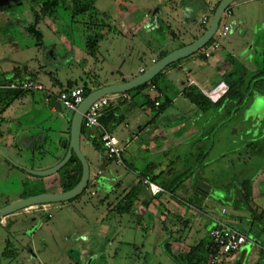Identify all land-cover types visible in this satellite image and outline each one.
I'll use <instances>...</instances> for the list:
<instances>
[{"label":"rangeland","instance_id":"obj_1","mask_svg":"<svg viewBox=\"0 0 264 264\" xmlns=\"http://www.w3.org/2000/svg\"><path fill=\"white\" fill-rule=\"evenodd\" d=\"M188 1L191 0H98L95 3L99 11L98 20L109 24L111 28H93L90 31L85 29L84 24V22H88L87 16L72 17L71 8L63 9L60 7L55 18L42 19L38 25V30L42 33L40 41L25 29L33 22L34 3L31 0H22L21 5H14L12 8L0 12V26L5 24L4 27H6V29L0 28V56L11 53L10 55L16 58L15 61L24 63L29 69L38 70V72L33 69L31 71L36 73L46 90L51 93L57 92L61 85L63 88L68 87V82L72 80H76L79 84L83 79L82 85L87 82L88 86L94 80L109 81L113 76L119 77L120 73H125L130 69L136 71L140 65L146 63L147 68H149L153 65L149 62L153 55L161 58L165 53L163 52L164 49H168L171 43L186 35L182 29V24L191 27L195 25L205 12L210 0H205L207 3H204L203 0H192L194 3L193 19H186L183 12ZM128 2L138 6L144 15H149L150 22L148 25L151 27L156 26L166 16L170 2L172 5L175 3L174 11L176 10L177 14L174 17L176 20L171 26L177 28V38L169 39L168 36H165L166 32L159 30V28L155 29L154 32L149 31L153 34V36L150 35L149 42L144 41L147 36L143 32H148L146 28L142 29L141 34L127 38L121 32L123 30L119 25L121 22L119 14L121 10L126 8ZM239 2L230 5L233 16L223 18V22L232 25L228 35L226 37H216L217 35H215L214 39H217L222 47L220 50L224 49L223 54L229 56L228 60L234 68L229 77L237 83L236 88L244 95V99L242 101L238 97H234L233 101H229L231 102L230 108L216 115L218 125L215 126V129L218 130H216L218 133L211 134L209 140L202 142L205 146L204 151L200 152L196 148V145L201 142L189 144L187 150L183 148V151L185 150L184 156L180 157L170 170L175 195L180 194L182 197L178 198L192 205L193 209L200 210V212L197 211V214L202 223L208 221L210 216L224 219L223 209L230 213L240 209L241 202L237 197L234 196L235 198L226 200L223 195L229 192H234L236 195L239 190V183L242 185L243 181L255 178L264 170V0L237 5ZM156 10H160V13H156ZM238 14L248 18V20H240L242 22H240V27L232 23ZM170 23L172 24V22ZM87 31L93 36L95 34L104 35L100 39L98 51L94 57L95 66L91 69V75L82 72V69L87 65L86 60L83 59L82 63H77L73 53L67 48V44L74 45L87 53ZM48 47L56 48L59 54L57 60L60 63H55L54 60H51L49 64L46 63L44 51ZM156 81L161 87L165 86L162 73ZM8 92H32L36 105L42 107V111L36 119L44 121L43 127L50 129L48 135L50 141L44 147L39 146L37 149L26 150L25 147L20 146L22 144H19L18 149H16L24 154L25 159H29L27 162L30 163V166L39 165L43 161L41 159H44V162L52 160L53 156L62 150L59 145L60 129L62 125L66 126V115L50 112L49 104L45 101L46 91L0 89L1 104L6 102L5 105H7L13 101L5 97L4 94ZM132 95L136 100L141 97L136 93H132ZM63 110L67 114V110L65 108ZM1 115L2 112L0 119L2 118ZM257 120L260 122L255 124L254 121L257 122ZM8 124L6 121L0 123L4 134L9 130V126L13 130L19 128L16 124L14 126ZM115 127H117L116 123L112 122L107 129L112 132V128ZM67 128L63 131L65 138L68 137ZM254 128L262 132L255 139L249 135ZM94 130L96 131L95 128H85L83 136ZM118 131L119 129L116 128V131L112 133ZM251 142L253 144H250ZM83 146L86 145L83 144ZM88 149L90 147L85 150V153L88 152ZM200 153H202L201 156ZM207 154H209V160H215L208 171L210 172L208 174L210 184L208 185L212 186V190L207 197H202L195 195L193 190L200 182L199 172H203L205 168L203 161ZM9 156L21 164L22 159L10 154ZM110 165L111 168L107 169L104 175L112 170L117 171L116 173L125 178L122 189L125 188V185L135 181L133 166H117L113 161ZM60 173L61 171L58 174ZM70 173L68 169L61 175L51 176L52 178L40 177L37 180L28 178L29 182L26 189L28 191L33 190L36 182L42 183V185L49 182L47 185L50 189L62 191L67 174ZM104 175L101 176L102 179L105 178ZM26 176L29 177L27 173L0 157V196L2 192L19 193L22 191ZM94 183L97 184L95 188L88 186L74 201L65 202L62 208L54 207L46 213L39 208H28L26 211L29 214L15 216L9 229H0V264H177L164 252L162 246L158 251L155 247L156 242L165 245L169 241L173 235L171 230L158 236V238L151 236L152 245L145 248L143 252L134 251L132 246L118 242L110 247L109 240L113 238L107 240L105 235L99 234L97 231L100 222L96 220V217L102 215L105 207L99 206V210L95 209L94 204L100 202L103 193L98 187V181H94ZM182 191L188 192V194L192 191L193 195L192 197L187 196V193L184 195ZM1 203L0 197V205ZM59 204L62 203H54L50 206ZM185 205L183 207L188 206ZM255 205L264 208V199L257 200ZM35 210L38 212H30ZM99 212L101 215H98ZM243 214L252 216L250 211H245ZM246 220L242 221L241 226H236V229L248 236L258 233L262 244L260 245L261 248L260 246H253L251 243L246 244V253L242 249L239 250L240 260L241 257L244 258L241 264H255V259L259 257H261V264H264L263 226L259 222L250 225ZM137 234L136 239L146 236V233ZM130 235L133 236L131 233ZM204 237L211 241L209 235Z\"/></svg>","mask_w":264,"mask_h":264},{"label":"crops","instance_id":"obj_2","mask_svg":"<svg viewBox=\"0 0 264 264\" xmlns=\"http://www.w3.org/2000/svg\"><path fill=\"white\" fill-rule=\"evenodd\" d=\"M220 1L221 0H210V3L208 2L206 6L205 12L192 27L181 23L182 29L186 35L183 36L184 38L180 37L178 41L171 43L168 49H164L163 52L165 53L163 56L193 42L201 36L210 24ZM250 1L255 0H242V2L240 1L237 5H245L251 3ZM203 2L207 3L205 0H203ZM19 5L21 4H17V6ZM185 5L183 12L186 19H193L194 16L192 12L194 10V3L191 0ZM168 6H170V8L168 7L166 16L157 23L156 26L151 27L148 25V22H150L148 14L144 15L140 8L133 5L132 2L126 3V8L121 10L119 14L121 20L119 25L123 30L121 31L122 34L129 38L130 36L141 34L143 31L142 29L146 28L148 32L143 33L147 36V40L144 39V41L149 42L150 35L153 36L150 32H154L155 29L159 28V30L161 29V31L166 32L165 36H168L169 39L177 38V28L171 26L175 22L174 20H176V17H174V15L177 14V11H174L175 3L172 5V2H170ZM6 10L7 9L2 12ZM157 12L160 13V10H156V13ZM232 16L233 14L228 18ZM204 17L208 18L206 24L202 22ZM46 18L48 17L43 19ZM240 20H248V18H246L245 15L238 14V16L232 20L233 25L240 27L242 23ZM170 22H172V24ZM4 26L5 24L1 25L0 28L6 29ZM198 26H200L199 29ZM230 27L232 29V25H230ZM26 28L27 27H25V29ZM67 48L73 53L74 60L77 63L80 64L83 59L86 60L87 65L82 69V72L86 75H91V69L95 66V56H90L74 45L67 44ZM221 48L220 46L219 50L213 52L208 58H206L203 51L200 50L199 53L197 52L198 54L195 53L168 66L162 72L164 87H161L156 81V83H154L155 88H152L153 84L149 83L140 90H131L128 93L112 95L113 99L107 109L114 110L115 116H120L121 119L116 123L117 127L112 128V132L116 131V128H118L119 131L117 133H112L108 129L107 130L119 139L120 144L124 148L122 163H117L114 159L107 157L106 150L101 141V132L97 128H95L96 131L94 130L91 133L87 132L85 136L82 135L81 149L89 161L91 170L89 186L95 188L97 184L95 185L93 182L98 181V187L103 193L100 202L94 204L96 210L100 209L99 206L105 207L102 215L99 212L98 215L101 216L96 217V220L100 222L97 231L99 234L105 235L107 240L113 238V241L109 240L110 247L118 242L132 246L134 251L143 252L145 248L152 245L150 241L151 236L158 238V236L171 230L173 235H171L169 241H167L165 245L156 242L155 247H157L156 249L158 251L160 246H162L164 252L167 253L172 260L176 261V259L182 258L183 255L187 254L192 247L201 243L204 244L206 248L210 243V240H206L204 236L209 235V231L214 226L215 220L221 218L210 216L208 218L209 220L205 221L206 223H202V220L199 219L197 214V211L200 212V210L197 208L193 209V207H191L192 205L178 198L182 197L180 194H177V196L175 195L176 192L173 191L170 170H172L171 166H173L180 157L184 156L185 150L183 151V148L186 149L189 144L201 142L196 145V148L200 152L204 151L205 146L202 142L209 140V136L218 131L215 129V126L218 125L216 115L230 108L231 102L229 101L217 104L229 89V74L234 69L230 64V60H228L229 56L224 55V49L220 50ZM10 54L11 53H7V55L2 54V56H0V85H4L12 80H18L19 78L24 79L29 77L41 82L35 73L38 72V70L32 68L35 71L32 72V69H29L28 66L20 61H15L16 58ZM44 54L46 63H51V60H54L55 63L58 62L57 58H59V54L55 47L46 48ZM161 58H157L156 55H153L149 62L154 64L153 60L157 62ZM141 69L146 70L147 63L140 65L136 71L135 69H130L125 73H120L119 77L112 75L113 77L109 81H100V79L91 81L89 88L95 90L106 85L129 81L141 74ZM81 80L79 84L76 80H72L74 82L71 88L83 87L82 84L84 81L83 79ZM62 86L63 85L59 86L57 92L50 93L55 96V94L60 91L70 89V87L63 88ZM46 92L49 91L46 90ZM132 93L141 95V97L136 100ZM200 93L204 94L209 99V102L207 100H200V103H196L191 100L190 96L197 97ZM0 95L2 96L1 93ZM4 95L9 100L12 99L13 101H10L7 105H5L6 102L2 103L4 105L0 103V108H2L0 123L6 121L9 123L8 125L14 126V124H16L19 128L13 130L10 129L9 126V130L4 134L5 132L1 130L0 126V149L5 153L8 151V155L10 154L22 159L21 164L29 166V159H25L24 154L17 150L19 144H22L20 146L25 147L26 150L37 149L39 146L44 147L50 141V137L48 136L50 129L43 127L44 121L36 119L40 115L42 107L36 105V100H34L32 92H8ZM54 96L47 98L46 95L45 101L49 104L48 107L50 112L53 114L61 113V115H66V126L62 125L60 129L61 137L59 138V145L62 150H59L54 156L52 155V160L40 162V164L37 165L38 168H46L57 164L65 156L68 149H63L62 141H69L72 114L70 111H67V114H65L64 110L63 112L56 110L54 105L51 104L52 100L58 101ZM157 102L158 104H156ZM163 104L165 107L161 106ZM61 107L64 108L62 104ZM209 114L210 116H207ZM258 122L260 121H254L255 124ZM66 127H68V137L65 138L63 136V131ZM251 132L252 133L249 135L250 137L253 136L254 139L262 134L260 130L255 128L252 129ZM83 144L86 146H83ZM86 147H90L91 150L88 149V152L85 153ZM199 155L201 156L202 153ZM208 158L209 154L205 156L203 161L205 163L203 172H199L200 182L206 184H210L208 182V174L210 172L208 171L215 162V160H209ZM110 161H113V163L115 162L117 166H133L135 181L125 185V188L123 187L124 189H122L125 178H122L119 173H116L117 171L115 172L112 170L107 175H104L106 174V170L111 168ZM61 173L55 176L61 175ZM103 175L105 177L104 179L101 178ZM51 178L48 179L50 180ZM143 179H149L155 182L163 189V192L156 196L152 195L143 184ZM250 181V202L256 216H247L243 214L245 211L242 209H236L234 213L227 212V210L224 209L226 212L223 214L224 219L221 220H224L229 225L236 228V226H241L244 219H247L246 221L250 225L255 222L261 223L264 229V208L255 205L257 200L264 199V170L255 178L250 179ZM241 186L242 185L239 183V190L236 195L234 192H229L224 194L223 198L228 200L237 197V199L240 200ZM131 189H135V196L133 200L130 201L129 198L125 196ZM50 190L55 192L61 191ZM211 190L212 186H210V191L207 195H200L197 192L196 185L193 192L195 195L207 197L211 193ZM182 192L184 195L187 193V196L190 197L193 195L192 191L189 194L188 192ZM112 196H114V198H112ZM129 201L131 207L127 211L123 208ZM64 203L50 206L47 211L43 212L46 213L54 207L62 208L64 207ZM185 204L188 206L183 207ZM82 209L84 210V208ZM259 216L263 217V221H261ZM136 232L146 233V236L143 238L139 236L140 239H136V235H138ZM130 233L133 234V236L130 235ZM247 237L249 240L246 244L251 243L253 246H260L262 244L259 237L255 235H247ZM245 245L239 250L242 249V251L244 250L246 253ZM239 250L231 254L225 261V264H241L244 258L241 257L240 260V256L238 255ZM263 250L264 249H262V251ZM254 263L261 264V257L258 259L256 258Z\"/></svg>","mask_w":264,"mask_h":264},{"label":"water","instance_id":"obj_3","mask_svg":"<svg viewBox=\"0 0 264 264\" xmlns=\"http://www.w3.org/2000/svg\"><path fill=\"white\" fill-rule=\"evenodd\" d=\"M237 1L242 0H221L213 14L210 24L207 26L203 34L197 39H195L193 42L166 54L160 60L155 62L152 66H150L149 68L141 72V74L129 81L121 82L118 84L106 85L92 90L88 95H86L84 100L78 105L77 109L72 114L70 120V135L68 149L65 156L57 164L46 168H38L37 165L28 166L20 164L0 149V157L8 161L14 167L27 173L30 178L36 180L40 177L47 178L58 174L61 169L68 163V161L73 155H75L79 159L82 165V175L80 181L73 188L69 190L63 189L60 192H55L50 190L47 185L48 183L45 182L41 187L42 189L39 188L40 190H43V192L30 195L23 199H18L0 208V217L16 214L19 211L26 210L28 208L38 209V207H41L42 205L50 207V205L54 203H64L79 197L89 186L91 180L90 164L81 149L84 117L91 105L102 97L119 93H126L139 86L147 84L171 64H174L186 57H189L203 49L204 46L214 37L215 33L217 32L225 10L229 8L232 3H235ZM17 4H22L21 0H1L0 11L2 12L5 9L12 8V6ZM51 104L54 105L56 110L63 112V108L61 107V103L59 101L52 100ZM41 160H43L44 162V159ZM209 191L210 186L208 184L204 182H199L197 184V192L200 195H207Z\"/></svg>","mask_w":264,"mask_h":264},{"label":"trees","instance_id":"obj_4","mask_svg":"<svg viewBox=\"0 0 264 264\" xmlns=\"http://www.w3.org/2000/svg\"><path fill=\"white\" fill-rule=\"evenodd\" d=\"M98 0H31V2L34 3L33 6V13H34V21L32 24L27 26L26 30L29 34L34 35L37 37L38 40L41 41L42 33L38 30V25L40 21L45 18H55L56 15L59 13V8L63 7V9L71 8L72 17L77 16H87V21L84 22L85 29H99L101 27H107L111 28V26L103 21L98 20V14L99 11L97 10L95 3ZM87 31V33L89 32ZM103 34H95L94 36L91 34L86 35L87 44H86V51L90 56H96V53L98 51V45L100 42V39L103 37ZM39 45V43H38ZM264 55V54H263ZM264 64V60H263ZM263 70V67L261 68ZM264 71V70H263ZM262 71V72H263ZM162 73V72H161ZM159 73L151 82V84L154 85L156 83L157 77L161 74ZM231 76V74H229ZM231 78V77H230ZM147 84H144L142 86H139L133 90H140L143 89ZM237 83L231 78L229 80V89L226 92V94L217 102V104H221L225 101H233L234 97H238L240 100L243 101L244 95L239 91V89L236 88ZM73 82H68V87H72ZM85 96L88 95L92 90L89 88L88 83L85 82L83 85ZM129 92V91H128ZM127 92V93H128ZM191 97V100L196 103H200V100H207L209 102V99L202 93H200L197 97ZM162 107H165V105H161ZM2 112V108H0V113ZM121 117H116L114 114V110L106 109L105 114L101 117V124L107 129L108 126L113 122L117 123ZM85 131V127L83 126V134ZM250 144H253L251 142ZM62 145L64 148H68L69 141H62ZM66 167H69L66 169ZM69 169L70 174H67L66 181L64 183V190H69L73 188L75 185L78 184L80 181L81 175H82V165L79 161V159L73 155L71 159L68 161V163L61 169V172L67 171ZM250 180H245L242 183L241 186V199L239 200L241 202L240 209L244 211H250L253 216H256L253 211V207L251 206V191H250ZM43 191V190H42ZM135 196V189H131L127 194L126 198H129V200H133ZM74 200V199H73ZM71 200V201H73ZM130 201L125 205L123 209L129 210L131 207ZM261 218V221H263V217L259 216ZM255 236L259 237V234H254ZM216 249H212V243L207 245L205 248L204 244H198L197 246L192 247L189 252L182 256V258L176 259L178 264H210L209 263V255L212 253H216Z\"/></svg>","mask_w":264,"mask_h":264},{"label":"built area","instance_id":"obj_5","mask_svg":"<svg viewBox=\"0 0 264 264\" xmlns=\"http://www.w3.org/2000/svg\"><path fill=\"white\" fill-rule=\"evenodd\" d=\"M232 15L230 7L227 8L223 14L220 26L215 33L216 37H226L231 30L230 25L223 22V18H228ZM208 21L207 17L203 18V24ZM214 35V36H215ZM220 44L214 37L204 46L202 49L206 58L210 57L213 52L219 50ZM156 61L153 60V63ZM144 69H141L143 72ZM152 88H155L152 85ZM0 89H12V90H33V91H46L44 85L36 79L24 78L19 80H12L6 84L0 85ZM47 98L53 97L54 94L46 92ZM56 99L62 104V106L70 112H74L78 105L85 98V91L83 87H73L67 90L60 91L55 94ZM112 95L102 97L95 101L84 117L85 128H97L101 132V141L106 150L107 157L114 159L117 163L123 162L124 148L120 144L119 139L110 133L100 122L101 117L105 114L106 109L109 107L112 101ZM158 104V102L156 103ZM143 184L147 187L150 193L154 196L163 192V189L155 182L149 179H143ZM41 210L47 211L49 207L42 205ZM226 211L223 209L222 213ZM211 238L212 249H216V253L209 255L210 264H225L228 257L234 252L238 251L249 240L247 235L229 225L227 222L221 219H216L214 226L209 231Z\"/></svg>","mask_w":264,"mask_h":264},{"label":"flooded vegetation","instance_id":"obj_6","mask_svg":"<svg viewBox=\"0 0 264 264\" xmlns=\"http://www.w3.org/2000/svg\"><path fill=\"white\" fill-rule=\"evenodd\" d=\"M28 178H30V177L26 176V178H24V181H23V184H24L23 190L20 191L19 193L9 192V191H7V193L6 192L5 193H3V192L1 193V196L0 197L2 199V203L0 205V208L6 206L8 204H10L11 202H14V201L18 200V199H23V198H26V197H28L30 195L43 192L42 190L39 189L43 185H42V183H38V182H36L37 184L33 188V190L28 191L26 189L28 187V184L27 183L29 182L28 181ZM16 194H18V195H16ZM38 208L40 209L41 207L39 206ZM41 211H43V210H41ZM30 212H38V211L35 210V211H30ZM24 214H29V213L26 210H21V211H19L16 214H11V215H8V216H5V217H0V229H9L10 225L14 222V219H15L14 217L17 216V215H24Z\"/></svg>","mask_w":264,"mask_h":264}]
</instances>
